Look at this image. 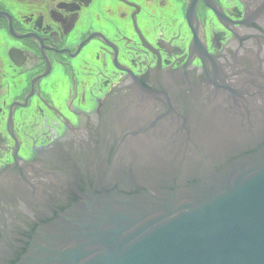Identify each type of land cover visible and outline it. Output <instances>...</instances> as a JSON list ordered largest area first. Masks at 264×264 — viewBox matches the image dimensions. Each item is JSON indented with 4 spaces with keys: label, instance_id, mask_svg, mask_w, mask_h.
<instances>
[{
    "label": "water",
    "instance_id": "water-1",
    "mask_svg": "<svg viewBox=\"0 0 264 264\" xmlns=\"http://www.w3.org/2000/svg\"><path fill=\"white\" fill-rule=\"evenodd\" d=\"M201 67L128 76L0 169V264H264V0Z\"/></svg>",
    "mask_w": 264,
    "mask_h": 264
},
{
    "label": "flooded vegetation",
    "instance_id": "flooded-vegetation-1",
    "mask_svg": "<svg viewBox=\"0 0 264 264\" xmlns=\"http://www.w3.org/2000/svg\"><path fill=\"white\" fill-rule=\"evenodd\" d=\"M241 0H0V169L76 126L128 76L201 67Z\"/></svg>",
    "mask_w": 264,
    "mask_h": 264
}]
</instances>
